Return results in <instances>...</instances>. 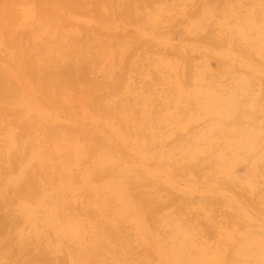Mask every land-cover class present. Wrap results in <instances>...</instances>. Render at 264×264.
Returning a JSON list of instances; mask_svg holds the SVG:
<instances>
[{
  "label": "rangeland",
  "instance_id": "rangeland-1",
  "mask_svg": "<svg viewBox=\"0 0 264 264\" xmlns=\"http://www.w3.org/2000/svg\"><path fill=\"white\" fill-rule=\"evenodd\" d=\"M30 1L16 4L24 17L19 15L17 31L36 21ZM183 9L189 13L182 15ZM90 10H63L49 23L62 33L57 44H34L25 34L8 42L0 33V264H264V0H152L140 7L141 19L116 18L111 26ZM43 27L35 32L44 35ZM93 30L118 38L96 35L105 40L99 43L90 38ZM71 35L83 39L75 36L80 44L74 40L70 50ZM137 36L138 43L132 39ZM133 62L136 69L126 72ZM49 65L63 70L62 78L73 77L56 91L58 100L43 94L44 81L36 75ZM183 67L192 72L177 83ZM112 74L135 84L132 92L122 83L113 95L129 94L125 111L134 106L140 120L144 108L152 118L128 129L114 120L110 135L122 164L102 161L96 170L98 156L75 152L67 137L81 126L103 125V108L90 111L85 101L104 96L106 88L95 82ZM244 76L257 78L255 87ZM232 90L237 101L246 100L240 113ZM67 126L65 138L55 135ZM184 160L186 173H174L170 162ZM197 161L201 174L193 168ZM249 167L253 174L247 175ZM109 180L130 189L131 206L122 205ZM129 181L137 184L128 188ZM167 193L173 195L169 205L155 210ZM140 204L155 211L146 207L145 214ZM175 213L188 218L189 229H209L214 221L208 239L199 242L198 233L185 238L188 230L175 222ZM228 216L233 224H224ZM74 222L78 236L68 231Z\"/></svg>",
  "mask_w": 264,
  "mask_h": 264
},
{
  "label": "bare ground",
  "instance_id": "bare-ground-1",
  "mask_svg": "<svg viewBox=\"0 0 264 264\" xmlns=\"http://www.w3.org/2000/svg\"><path fill=\"white\" fill-rule=\"evenodd\" d=\"M23 2L24 0H0V33L2 34V35H6V37H4V38H6L7 40H8V42H11V41H13L14 40V38L16 37L17 39H20L22 36H24V34L25 35H28L30 38H31V41L33 40L34 42V44H35V41L36 40H38V42L41 44H43V45H45V46H47L46 44L49 42V41H52V43H53V41H55V44H57L56 42L58 41L57 40V38L59 37V36H61L62 37V33H60L59 34V32H61V31H58V30H56V27H53V28H50V24L49 23H51V22H56L57 20H59V18H60V15H62V13H61V11H66V12H68V13H66V14H71L72 12H76V11H81V12H83V13H85V12H87V11H89L90 10V8H93V10L94 11H96L98 14H100V16H103L102 17V20H101V22L100 21H97V22H100L101 24H105V25H107V26H111V22H115V20H116V18H118V20H119V22H124V21H127L128 23L129 22H131L132 20H138V19H141L142 17V11L140 10V7H143V6H145L146 5V3H148V2H150V1H152V0H31L30 1V4H31V6H32V8L34 9V11H35V13L37 12L38 14L35 16V17H37L36 18V21L34 22V23H30V24H28V27L27 28H25L24 29V27H23V30L21 29L22 28V26H21V30L20 29H18V30H20V31H17L16 29H14V27H15V25L16 24H18L19 22H18V20H19V15H20V17L22 18V13H20L19 11H20V9H16V4L18 5L20 2ZM164 1V0H163ZM29 4V5H30ZM42 5V4H45V6H43V7H41V9H40V7H38V8H36V6L37 5ZM165 4H167V3H165ZM161 5V6H156L157 8H156V10L155 11H161L162 9H164L165 7H167L166 5ZM168 5H169V3H168ZM170 6V5H169ZM168 6V7H169ZM172 3H171V8H172ZM173 7H175V4H174V6ZM36 9V10H35ZM168 9V8H167ZM170 9V8H169ZM174 9V8H173ZM138 10H139V12H138ZM171 10V9H170ZM93 11V12H94ZM193 11V10H192ZM19 12V13H18ZM89 12H91L92 13V10H90ZM89 12H88V14H89ZM142 12V13H141ZM61 13V14H60ZM96 13V14H97ZM155 13H157V12H155ZM182 13V15L183 14H185V13H189V11L188 10H185L184 11V9H183V11L181 12ZM86 14V13H85ZM94 13H92V15H93ZM141 16H140V15ZM178 14V13H177ZM22 15V16H21ZM95 15V14H94ZM93 15V17H95ZM158 15V14H157ZM156 15V16H157ZM171 15V14H170ZM188 15H190V14H188ZM98 17V16H97ZM18 18V19H17ZM20 18V19H21ZM24 18V17H23ZM23 18L21 19V20H23ZM175 18V17H174ZM97 19V18H96ZM100 19V18H99ZM172 19H173V17H172ZM172 19H171V21H172ZM15 20H16V23H15ZM174 20V19H173ZM95 20H93V22H94ZM21 22V21H20ZM106 22V23H105ZM15 23V24H14ZM26 23V22H25ZM107 23H109V24H107ZM24 24V23H23ZM93 24V23H92ZM84 25V24H83ZM39 26H44L43 28H44V35H43V31L39 34L38 32H35V28L37 27H39ZM37 28H36V31H37ZM112 28V27H111ZM53 30V31H52ZM96 30V29H95ZM84 31V30H83ZM94 31V30H93ZM91 32L92 33V35H90L91 33H89V34H87V35H90V36H92V37H90V36H86V38L87 39H85L87 42H88V38L90 37V38H93V41H95V40H98V42H99V39L97 38V37H95L96 35H99V33H101V31L99 30H97L98 32V34H96L95 33V31L94 32ZM121 31L123 32H125V29L123 30V29H121ZM84 32H87V30H85ZM175 32V31H174ZM39 34V35H37V34ZM93 33H95V34H93ZM42 34V35H41ZM85 34V35H86ZM102 34L104 35V32H102ZM102 34H100V35H102ZM109 34H111V33H109ZM113 34V33H112ZM116 34H118V33H114L113 34V36L111 35L110 37H109V35H108V37L110 38H108V37H106V36H98V37H101V38H103V37H106V39H109L110 41H111V39L113 38L114 39V41H116L115 39H117L118 37H117V35ZM64 35L66 36L67 34L66 33H64ZM93 35H94V37H93ZM58 36V37H57ZM75 36H77L78 37V35H75ZM74 35H71V40H68L69 41V46H70V50L72 49V47H73V45H76V44H74V40H76V41H78L79 39L78 38H80V37H75ZM84 36V35H83ZM74 37H75V39H74ZM78 40H77V39ZM82 39H83V37H81ZM36 39V40H35ZM103 39H105V38H103ZM103 39L101 40V42H99V43H104L105 42V40L103 41ZM112 39V40H113ZM126 39V41H128V45H130V43H132V42H130V40H131V38H129L128 37V40H127V38H125ZM130 39V40H129ZM132 39H134V41L135 42H140L141 40H139L138 39V36H137V38H132ZM61 40H63V38L61 39ZM85 40H83L84 41V43H85ZM92 40V39H91ZM90 40V41H91ZM75 41V42H76ZM83 41L81 40V43H83ZM93 41H91V42H93ZM79 42V44H80V41H78ZM77 42V43H78ZM107 42V41H106ZM108 43H109V41H108ZM37 44V43H36ZM39 44V45H40ZM86 45H87V43H85ZM91 43L89 42L88 43V45L87 46H90V47H92L91 45H93V43L90 45ZM94 44H95V42H94ZM125 44V43H124ZM132 44H134V43H132ZM97 45H98V43H97ZM125 45H127V43L125 44ZM94 46V45H93ZM75 47V46H74ZM66 48H68L67 46H66ZM126 47H124V49H125ZM146 49L148 48V47H145ZM96 49V48H95ZM94 49V50H95ZM146 49H144V50H146ZM74 50V49H73ZM144 50H142V51H144ZM131 51V50H130ZM190 51V49L188 50V52ZM30 51H28V53H29ZM77 53V52H76ZM183 54V53H182ZM186 54V53H185ZM189 54V53H188ZM191 54H193V53H191ZM29 55V54H28ZM134 56H135V53L133 54ZM141 56V55H140ZM139 56V62H141V60L143 59V57L141 58ZM186 56H187V54H186ZM181 57V56H180ZM193 57V56H192ZM145 58V57H144ZM182 59H183V57H182ZM136 61V60H135ZM138 62V63H139ZM74 64V63H73ZM73 64H70V66L72 67V68H74L75 69V67H76V65H73ZM134 65V66H132V65ZM130 65H129V67H127L126 68V72L128 71L127 69H134L135 68V65H136V62H133V63H131ZM120 65H123V64H120ZM141 65V64H140ZM139 65V66H140ZM59 67H61V66H59ZM121 67V66H120ZM221 67L222 68H220L221 70H224V68H223V65H221ZM225 67V66H224ZM227 67V66H226ZM31 68V67H30ZM122 68V67H121ZM121 68H120V70H121ZM228 68V67H227ZM62 69H65V70H67V68L66 67H64V68H62ZM136 69V68H135ZM134 69V70H135ZM39 69H37V70H35L36 71V75L38 76V78L39 79H41L42 81H44V85H43V90L42 91H44L43 92V94L45 93L46 95H49V96H51V95H53L54 96V98L56 99V96H57V92L56 91H58V89L60 90V89H62L63 88V86L64 85H68V84H71V82H74L73 81V77H69L68 76V78H62L61 76L62 75H60V74H62V72H63V70H61V69H58L57 67H55V66H47L46 68H45V70H42V71H39V72H37ZM132 71V70H131ZM143 71V70H142ZM179 71V70H178ZM220 70H218V69H216V72H219ZM226 71H230L229 69H227ZM225 71V72H226ZM187 72H188V70L186 71L185 70V68L183 67V68H181L180 69V71H179V73H178V78H177V80H176V82L177 81H179V80H181V81H183L184 83L186 82V80L189 78L188 76V74H187ZM190 72H192V71H189L188 73L190 74ZM233 72V71H232ZM137 73V72H136ZM135 73V74H136ZM145 73V72H144ZM143 73V74H144ZM228 73V72H227ZM39 74V75H38ZM142 74V75H143ZM192 74V73H191ZM212 74H215V72L214 73H212ZM31 75H32V73H31ZM35 75V74H34ZM116 75V74H115ZM115 75H113L112 74V77L110 76V80H108V81H98V82H95V83H97V85H100V87H104V88H106V93L104 92V96L103 95H100V96H96L94 99L95 100H93L91 97L92 96H90V98H91V102H89V101H85V102H87L86 103V107L87 108H89V110L90 111H94L95 112V110L94 109H98V110H100V109H102L103 108V112L102 113H100L98 116H100V115H103V116H100V118L102 119V121H103V125H101L100 127H96V126H94V125H91V126H81L80 128H77V129H74L73 131H72V133H70V128L68 127L67 129H62V132H61V134H62V136H61V134H60V132L58 131H56V133H55V135L56 134H58L59 133V136L62 138V137H64V135L65 136H67L66 134H68V132L67 131H69V137H67V138H69L71 141H72V143L74 144V151L75 152H81V153H88V154H90V153H92V155L93 156H95V155H97L98 157H96V159L94 160V162H92V164H93V167H94V169H100L101 170V167H100V164L102 163V161H106L108 164H115V165H117V166H121V164H122V159H121V151L119 150V147H118V145L119 144H117L118 142H115V143H113L112 142V140H111V135H110V132L111 133H113V132H115L114 131V128H113V126H112V123H113V121L114 122H116L117 120L119 121V123H120V125L119 126H121V128L122 129H128V127L129 126H131V127H136L135 126V124H138L139 122H140V120H144V122H149L150 120H151V118H152V116L150 115V114H148L147 112H146V110H144V108L143 109H141V111L139 112V114L138 115H140V120H138V118H137V116H136V113L138 112V111H135V107L133 108L132 107V105H130V107H129V109H127L128 111H125V108L123 107V106H129L128 105V102H127V97L129 98V94L128 95H126V97L124 96L125 94H124V92H123V94H122V96L120 95V96H118V97H114L113 95H114V93H115V91L117 90V88H119V86H120V84L122 85V83L124 84L125 83V81L123 80V78H122V76H124V75H122V74H120V75H117V76H115ZM138 75V74H137ZM33 76V75H32ZM32 76H29L28 77V79H30V78H32ZM200 76V75H199ZM210 76H211V73H210ZM243 76V75H242ZM36 76H34V78H35ZM128 77H129V75H128ZM127 77V78H128ZM137 77H139V75L137 76ZM245 77V76H244ZM248 77V76H247ZM252 77V76H251ZM250 77V79H249V77L248 78H246L245 77V80L247 79H249V82H248V84L250 83V80L251 81H253L254 83V87H255V85H256V79L257 78H255L254 76V78L255 79H252ZM34 78H32V79H34ZM37 78V79H38ZM202 78V77H201ZM212 78H215V77H212ZM132 79V78H131ZM131 79H129L130 81V83H131V85H130V83L129 84H127V79H126V84H124V85H126L127 86V88H128V90L129 91H131L132 89H133V86L135 85H133L132 84V80ZM31 80V79H30ZM136 80H137V78H136ZM141 80V79H140ZM240 80V79H239ZM124 81V82H123ZM138 81V80H137ZM241 81V80H240ZM239 81V82H240ZM139 82V81H138ZM95 83H93L94 85H96ZM134 83H136V82H134ZM141 83V82H140ZM178 83V82H177ZM241 83H243L242 81H241ZM252 83V82H251ZM250 83V84H251ZM236 84V83H235ZM144 85H145V83H144ZM232 85V84H231ZM132 86V87H131ZM142 86H143V84H142ZM238 86H240L239 85V83H238ZM243 84H242V89H243V92H244V89L246 88H243ZM263 86V90H264V85H262ZM261 86V87H262ZM234 87H236V86H232V89L234 88ZM241 87V86H240ZM239 88V87H238ZM236 89V88H235ZM134 90H135V88H134ZM234 90V89H233ZM231 91V95H234V101H236V102H238V104H237V108L238 109H236V111L238 112V113H240L241 112V109H242V104L244 103V102H246V100H244V102L242 101L243 99H244V97H243V99L241 100L240 99V97L238 96V100L239 101H237V98H235L236 97V95L237 94H235L234 93V91ZM240 90V89H239ZM261 90V89H260ZM136 91V90H135ZM134 91V92H135ZM246 91V93H244V94H247L248 92H247V90H245ZM132 92H133V90H132ZM131 92V93H132ZM264 92V91H263ZM240 93V92H239ZM44 94V95H45ZM243 94V95H244ZM249 94H251V93H249ZM249 94H247V96L249 95ZM97 95V94H96ZM133 95V94H132ZM139 93H135V96H138L139 97ZM252 95V94H251ZM60 96H62V95H59V98H60ZM134 96V95H133ZM141 96V95H140ZM257 96H258V94H257ZM64 97H65V94H64ZM63 97V98H64ZM107 97H109V98H107ZM144 98H145V101H147L146 100V98L147 99H151V98H149V97H147V96H143ZM249 97V96H248ZM247 97V98H248ZM105 98V99H104ZM142 98V97H141ZM246 98V99H247ZM250 98V97H249ZM247 99L248 101L247 102H250L251 103V99ZM56 100H58V98L56 99ZM62 100V99H61ZM68 100V99H67ZM66 99L64 100V101H66L67 103H68V101H67ZM85 100V99H84ZM102 100H104L103 102H102ZM131 100H133L134 101V103H137V100H135V98L134 99H131ZM130 100V101H131ZM241 100V101H240ZM73 101V100H72ZM243 102V103H242ZM70 103H71V101H70ZM69 103V104H70ZM104 103V104H103ZM241 105H240V104ZM143 105H146V104H143ZM244 105L246 106V103H244ZM66 106V105H65ZM102 107V108H101ZM132 107V108H131ZM247 107H249L248 105H247ZM123 108H124V111H123ZM97 110V111H98ZM96 111V114L98 113ZM244 112V111H243ZM243 114V113H242ZM245 114V113H244ZM247 114H248V112H247ZM98 119H99V117H98ZM95 121H98L97 119L95 120ZM28 125V124H27ZM29 125H31V124H29ZM118 125V124H117ZM71 127V126H70ZM73 127V126H72ZM66 128V127H65ZM65 130V131H64ZM67 130V131H66ZM61 131V130H60ZM54 133V132H53ZM58 137V136H57ZM264 137V136H263ZM65 138V137H64ZM79 138H81V140H79ZM54 139H56V137H54ZM110 140H111V142H110ZM133 144L135 145V143L133 142ZM132 148L134 149V150H136V147L135 146H132ZM130 150V149H129ZM132 153L134 152V151H131ZM134 154V153H133ZM136 155V154H135ZM134 155V156H135ZM123 156V155H122ZM129 157V156H128ZM199 159V158H198ZM151 161V160H150ZM160 161V160H159ZM159 161H156L157 162V164H159V163H162V162H159ZM200 161H202V160H200ZM171 164H170V167H171V169L174 171V173H176V174H184V173H186L185 172V170H186V167H187V161H183V162H181V163H179L178 164V162H175V161H173V162H170ZM114 166L112 165V166H110L109 168L111 169V168H113ZM193 168L194 169H196V171H197V174H201V171L203 170L204 171V168H202V166H200V162L198 163V161L196 162V163H194V166H193ZM202 169V170H201ZM113 170V169H112ZM248 170H250V171H252L253 169L251 168V167H249L248 169H246V174L248 175V174H253L252 172H250V171H248ZM196 174V175H197ZM204 174V173H203ZM191 175V174H190ZM205 175H206V173H205ZM211 175V174H210ZM137 176V175H136ZM135 180H136V178H135ZM137 181V180H136ZM84 183H87V179H84ZM137 183L135 182V181H129V182H127V186H128V188L129 187H135V185H136ZM224 185V184H226L224 181H222L221 180V182H220V185ZM107 185L109 186V187H111V191H112V193L114 194V195H116V197H118L119 199H120V202L122 203V205H124V206H131L133 203H134V201H133V199H132V192L130 191V189L129 190H127L125 187V184H121L120 182H114L113 180H109L108 182H107ZM155 191V193H157L159 190H154ZM149 193H151V192H149ZM152 194V193H151ZM153 195V194H152ZM173 198V195H172V193H167V196L164 198V199H161L160 200V202H157V204L156 205H153V203L155 204L156 202H151V204L154 206L153 208L155 209V207L156 206H158L159 205V203L161 204L160 206H161V208H162V206L164 205V206H166L167 204L169 205V202L168 201H171V199ZM133 202H132V201ZM151 200V199H150ZM174 200V199H173ZM172 200V201H173ZM184 200V199H183ZM152 201V200H151ZM157 201V200H156ZM143 203V202H142ZM141 203V204H142ZM145 203V202H144ZM143 203V204H144ZM174 203V202H173ZM141 204L139 205L141 208H142V211L141 212H143V213H145V211L146 210H150L151 209V205L149 206V205H142L141 206ZM166 204V205H165ZM147 207V208H146ZM150 207V208H149ZM178 207V206H177ZM50 208H51V211L54 209L52 206H50ZM140 208V209H141ZM145 208H146V210H145ZM153 208L150 210V211H155V210H153ZM156 208H160V207H156ZM160 208V209H161ZM169 208H171V207H169ZM179 208V207H178ZM47 209V208H46ZM127 209V208H126ZM125 209V210H126ZM144 209V210H143ZM48 210V209H47ZM46 210V211H47ZM129 210V209H128ZM172 210H176L175 212H177V213H179V211H178V209L175 207L174 209H172ZM23 211V210H22ZM124 211V210H123ZM228 211V210H227ZM147 212V211H146ZM149 213V212H148ZM177 213H175V215L174 214H172L171 216H174L177 220L175 221V222H177V224H179V226L180 225H184L185 226V228H187L186 230H188L187 231V233L185 234L186 236H185V238L187 237L188 239H190V240H192V238L194 239V235L195 234H200L199 236V242H205V240H206V238H207V236H209V234L211 233V226H214V221H210L211 222V224H210V228L209 229H206V228H202V227H200V228H198L199 226L198 225H194V228L193 229H189L188 228V224L186 225L185 223L188 221L187 219V217L186 216H183V218L181 219V217L177 214ZM146 214V213H145ZM171 214V213H170ZM169 214V215H170ZM144 215V214H143ZM231 215V214H230ZM28 216V215H27ZM224 216V215H223ZM227 216V215H226ZM51 217V216H50ZM229 218V219H228ZM232 219V217H227V220L225 221V223L224 224H233L234 222H233V220H231ZM231 220V221H230ZM216 222V221H215ZM190 224V223H189ZM194 224V223H193ZM70 225V227L68 228V231L70 232L69 234H74L75 236H78V233H79V230H80V224L78 223V222H74V223H71V224H69ZM203 226V225H202ZM225 228V227H224ZM65 233V232H64ZM81 234V233H80ZM68 235V234H67ZM196 237V236H195ZM197 238V237H196ZM208 239V238H207ZM185 240V239H184ZM186 241V240H185ZM196 264H205V262H200V261H198V263H196Z\"/></svg>",
  "mask_w": 264,
  "mask_h": 264
}]
</instances>
